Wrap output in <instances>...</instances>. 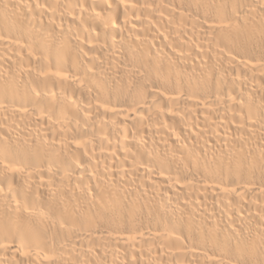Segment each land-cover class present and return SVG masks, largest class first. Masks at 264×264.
Returning <instances> with one entry per match:
<instances>
[{"label": "bare ground", "instance_id": "obj_1", "mask_svg": "<svg viewBox=\"0 0 264 264\" xmlns=\"http://www.w3.org/2000/svg\"><path fill=\"white\" fill-rule=\"evenodd\" d=\"M0 264H264V0H0Z\"/></svg>", "mask_w": 264, "mask_h": 264}]
</instances>
